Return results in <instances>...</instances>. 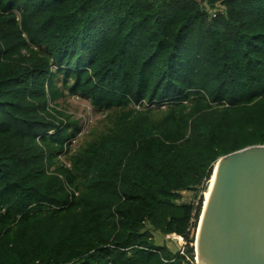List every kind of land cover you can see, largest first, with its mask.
<instances>
[{"label":"trees","instance_id":"1","mask_svg":"<svg viewBox=\"0 0 264 264\" xmlns=\"http://www.w3.org/2000/svg\"><path fill=\"white\" fill-rule=\"evenodd\" d=\"M66 94L102 115L73 146ZM258 144L264 0H0V264H196L214 164Z\"/></svg>","mask_w":264,"mask_h":264},{"label":"water","instance_id":"2","mask_svg":"<svg viewBox=\"0 0 264 264\" xmlns=\"http://www.w3.org/2000/svg\"><path fill=\"white\" fill-rule=\"evenodd\" d=\"M213 174L194 236L196 264H264V144L220 156Z\"/></svg>","mask_w":264,"mask_h":264},{"label":"rangeland","instance_id":"3","mask_svg":"<svg viewBox=\"0 0 264 264\" xmlns=\"http://www.w3.org/2000/svg\"><path fill=\"white\" fill-rule=\"evenodd\" d=\"M217 9L221 10L222 6L219 5ZM57 81H59V78L57 79ZM49 104L52 105L53 102H49ZM56 104L57 108L63 109L65 113L76 119L80 126V133L78 137H74L73 139H69L68 141L72 146L77 143V141L83 134L94 127L100 126L99 120L102 117L101 112L91 106L87 99L80 97L77 94H66L64 97L57 99ZM59 160L61 162H64V157L61 156ZM204 188L201 191L202 197ZM192 193L193 192H182L183 201L191 200ZM154 239L157 243H166L169 247H171V249H173V244L175 245V247L177 246L179 248L185 244V241L181 239V237H175L172 234L162 235L160 232L154 233ZM190 245H192L194 251V241Z\"/></svg>","mask_w":264,"mask_h":264},{"label":"bare ground","instance_id":"4","mask_svg":"<svg viewBox=\"0 0 264 264\" xmlns=\"http://www.w3.org/2000/svg\"><path fill=\"white\" fill-rule=\"evenodd\" d=\"M213 178H214V174L210 178V184H209L208 188H205L204 191H203V200L204 201H206V198L209 195V191H210V188H211V184H212Z\"/></svg>","mask_w":264,"mask_h":264},{"label":"built area","instance_id":"5","mask_svg":"<svg viewBox=\"0 0 264 264\" xmlns=\"http://www.w3.org/2000/svg\"><path fill=\"white\" fill-rule=\"evenodd\" d=\"M182 239V238H181ZM180 253H183V251L182 250H180Z\"/></svg>","mask_w":264,"mask_h":264},{"label":"clouds","instance_id":"6","mask_svg":"<svg viewBox=\"0 0 264 264\" xmlns=\"http://www.w3.org/2000/svg\"><path fill=\"white\" fill-rule=\"evenodd\" d=\"M174 236V235H173ZM175 237H177V236H175Z\"/></svg>","mask_w":264,"mask_h":264}]
</instances>
